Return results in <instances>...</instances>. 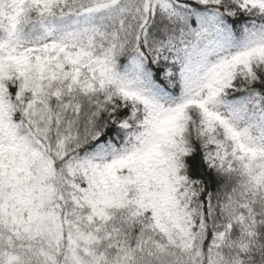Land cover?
I'll return each instance as SVG.
<instances>
[{
    "label": "snow or ice",
    "instance_id": "6c2138e0",
    "mask_svg": "<svg viewBox=\"0 0 264 264\" xmlns=\"http://www.w3.org/2000/svg\"><path fill=\"white\" fill-rule=\"evenodd\" d=\"M0 264H264V0H0Z\"/></svg>",
    "mask_w": 264,
    "mask_h": 264
}]
</instances>
